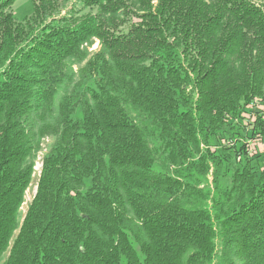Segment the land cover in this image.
Returning <instances> with one entry per match:
<instances>
[{
  "label": "trees",
  "instance_id": "1",
  "mask_svg": "<svg viewBox=\"0 0 264 264\" xmlns=\"http://www.w3.org/2000/svg\"><path fill=\"white\" fill-rule=\"evenodd\" d=\"M16 1L0 0V261L264 264V0H30L23 20ZM224 134L244 164L230 187Z\"/></svg>",
  "mask_w": 264,
  "mask_h": 264
},
{
  "label": "rangeland",
  "instance_id": "2",
  "mask_svg": "<svg viewBox=\"0 0 264 264\" xmlns=\"http://www.w3.org/2000/svg\"><path fill=\"white\" fill-rule=\"evenodd\" d=\"M255 2L259 3V0H253ZM14 14L18 20H23L27 17H30L33 14V4L30 0H17L15 5H14ZM99 49V43L96 42L92 48L90 49L91 52H95L96 50ZM80 113L81 109L78 107L76 110V114L74 116L75 119L80 118ZM223 136L219 135L217 138H212L210 140V146L213 148V151H216L219 156L222 158L225 156V162L223 166H221V169L219 170V183L222 186H228L230 187L231 185V180L233 173L235 172V169H239L240 167L244 166L243 163H239L238 158L234 156V153L231 152V148L236 146V141L235 139L230 138V134H224ZM234 140V141H233ZM244 142L246 140L244 139ZM250 144L253 142L252 140L248 141ZM56 143V138L54 137H46L45 139L42 140L41 143V148L40 151L38 152L36 159H35V167H34V175H33V180L31 183V188L27 190L26 196H25V202L20 210L19 214V223L21 225L28 208L30 204L32 203L36 193H37V188H38V182L41 176V170H42V163L45 158V156L53 149L54 145ZM157 146L160 148V153L162 158L165 157V152L163 149H161V144L157 143ZM239 148L240 146L237 145ZM263 153L264 157V145L260 146L259 148ZM157 168V167H156ZM160 170V168H157ZM213 177L211 176L210 182L212 183ZM18 232L15 234L14 239L16 238ZM14 240L11 242V246L13 244ZM10 253V249L7 251V253L1 258L0 264H4L5 261L8 259ZM122 264H126L125 259H123Z\"/></svg>",
  "mask_w": 264,
  "mask_h": 264
},
{
  "label": "bare ground",
  "instance_id": "3",
  "mask_svg": "<svg viewBox=\"0 0 264 264\" xmlns=\"http://www.w3.org/2000/svg\"><path fill=\"white\" fill-rule=\"evenodd\" d=\"M30 188H31V187H30ZM30 188H29V189H30Z\"/></svg>",
  "mask_w": 264,
  "mask_h": 264
}]
</instances>
